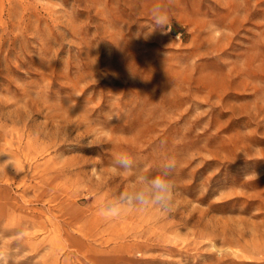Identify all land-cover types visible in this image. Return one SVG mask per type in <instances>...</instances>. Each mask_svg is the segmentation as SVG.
Wrapping results in <instances>:
<instances>
[{
  "label": "rangeland",
  "instance_id": "374dc122",
  "mask_svg": "<svg viewBox=\"0 0 264 264\" xmlns=\"http://www.w3.org/2000/svg\"><path fill=\"white\" fill-rule=\"evenodd\" d=\"M120 151L170 213L98 215ZM0 264H264V0H0Z\"/></svg>",
  "mask_w": 264,
  "mask_h": 264
},
{
  "label": "clouds",
  "instance_id": "9594fccd",
  "mask_svg": "<svg viewBox=\"0 0 264 264\" xmlns=\"http://www.w3.org/2000/svg\"><path fill=\"white\" fill-rule=\"evenodd\" d=\"M150 14L155 28L162 31L170 28V16L164 4L155 3ZM109 169L112 175H127L129 180L118 193L99 200L96 211L101 218L113 220L130 212L148 209H156L162 214L173 210L176 195V185L172 179L176 169L173 158L166 159L153 173L140 167L131 153L120 151L113 155Z\"/></svg>",
  "mask_w": 264,
  "mask_h": 264
}]
</instances>
